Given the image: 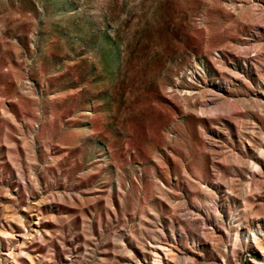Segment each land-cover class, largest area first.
Masks as SVG:
<instances>
[{"label": "rangeland", "instance_id": "rangeland-1", "mask_svg": "<svg viewBox=\"0 0 264 264\" xmlns=\"http://www.w3.org/2000/svg\"><path fill=\"white\" fill-rule=\"evenodd\" d=\"M0 264H264V0H0Z\"/></svg>", "mask_w": 264, "mask_h": 264}]
</instances>
